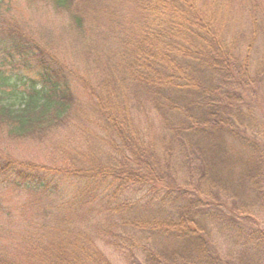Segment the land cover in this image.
<instances>
[{
	"label": "trees",
	"instance_id": "16d2710c",
	"mask_svg": "<svg viewBox=\"0 0 264 264\" xmlns=\"http://www.w3.org/2000/svg\"><path fill=\"white\" fill-rule=\"evenodd\" d=\"M37 1L87 62L0 0V138L73 166L0 152V264H264V40L230 29L264 0Z\"/></svg>",
	"mask_w": 264,
	"mask_h": 264
},
{
	"label": "rangeland",
	"instance_id": "374dc122",
	"mask_svg": "<svg viewBox=\"0 0 264 264\" xmlns=\"http://www.w3.org/2000/svg\"><path fill=\"white\" fill-rule=\"evenodd\" d=\"M6 3L7 5L3 8L6 10V16L15 18L21 23L23 27L25 26V28L28 30L41 33L42 36H44L46 44H48L47 47L52 49L57 54V57L60 61H71L74 68H82L83 64L87 62V59L84 60L78 54V44L67 38L68 36H65L64 34V15L53 10L47 3L37 0H6ZM235 7L236 16L231 20L232 26L230 29H235L238 31L237 33H240V37L238 38L239 45L243 47L247 40L253 39L254 46H260L264 40V33L262 34L261 32H264V22L260 18L256 19V27L254 28L256 34L254 37L251 34L252 23L248 22V18L246 17L245 13L238 10V6ZM260 17L263 18L262 16ZM107 87L111 88V85H107ZM120 97L121 95L119 94V98ZM129 97L132 98V95ZM0 136L2 135L0 134ZM80 145V150L86 153L85 155L88 153L93 155V152L99 148L100 143L98 145V142L90 138V140H83L82 144ZM45 151H42V149H39L29 142L12 143L0 138V152L3 154H8L12 158L30 160L43 164H47V162L52 161L58 166H73L70 161L67 162L65 160L64 156L54 153L48 155L47 150ZM69 191L71 194H74L75 192L74 189H70ZM90 197L91 196L86 198L90 199ZM10 206L13 207L14 205L10 204ZM100 216L101 218L104 217L101 214ZM3 217L4 216L1 214L0 224ZM6 228L8 229V224L4 223L3 229L6 230ZM212 233L214 232L212 231ZM0 240H2L4 244L7 242L2 238ZM100 244L101 249L109 257L113 264H127L126 261L122 259L114 249L106 247L102 243Z\"/></svg>",
	"mask_w": 264,
	"mask_h": 264
}]
</instances>
